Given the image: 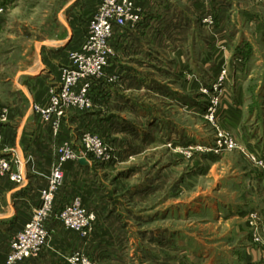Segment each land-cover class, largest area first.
Here are the masks:
<instances>
[{"label": "rangeland", "instance_id": "obj_1", "mask_svg": "<svg viewBox=\"0 0 264 264\" xmlns=\"http://www.w3.org/2000/svg\"><path fill=\"white\" fill-rule=\"evenodd\" d=\"M135 1L142 5L143 15L148 0ZM196 1L175 0L194 18L185 37L188 67L182 72L174 67L182 79L171 78V85L159 84L152 91L148 85L139 89L124 81L115 61L123 30L134 27L125 25L110 42L112 57L99 74L94 105L86 109L64 105L61 93L67 72L77 68L70 52H83L101 1L0 0V76L8 81L0 78L1 122L9 121L11 109L3 105L4 91L17 88L22 93L26 83L19 82L18 87L17 81L28 69L23 62H34L37 45L51 46L54 40L67 38L69 31L78 43L62 66L50 72L56 78L46 103L23 104L35 129L54 139L49 174L35 164L34 154L25 153V160L32 163L30 175L46 179L30 218L46 207L43 195L57 179L44 228L50 241L49 223L56 220L64 237L75 242L71 251L61 254L51 251L48 243L37 255L14 264L40 257L46 264H73L74 259L75 264H264V0H205L198 6ZM207 15L214 16L215 26L203 24ZM201 33L205 44L199 45L198 53L194 42ZM241 39H249L256 54L246 65L236 58ZM168 57L178 63L176 54ZM111 88L120 99L109 95ZM52 92L60 96L65 111L61 121L55 113L39 109L52 105ZM181 92L183 99L178 97ZM108 95L110 99H105ZM138 108L156 114L152 118L158 122L156 128L149 125V116L137 113ZM87 134L92 145L103 143L104 155L89 146ZM12 139L0 128V152L16 153ZM72 149L81 160L93 163L91 170L75 175L81 160L65 157ZM18 160L17 155L0 157V179L29 181L25 167L15 170ZM18 175L24 179L18 180ZM95 189L106 196L100 214L90 207L97 202ZM68 209L81 213L85 226L68 227ZM138 214L156 218L140 221ZM100 240V253L109 258L98 256Z\"/></svg>", "mask_w": 264, "mask_h": 264}, {"label": "crops", "instance_id": "obj_2", "mask_svg": "<svg viewBox=\"0 0 264 264\" xmlns=\"http://www.w3.org/2000/svg\"><path fill=\"white\" fill-rule=\"evenodd\" d=\"M204 1L205 0H197L195 5L198 6L203 4ZM143 6L145 7L142 21L137 23L134 27H126L123 30L124 36H120L119 40L121 45L119 44L118 48L120 55H118L119 58L116 59L115 63L117 67L123 70L122 79L124 81L126 80L128 83L138 85L139 89L148 85V90L150 91L151 89L153 90L154 88H157L159 84L171 85V80L174 78L182 79L183 76L181 73H177V70H175L174 67H180L181 72L183 71V67H188V47H186V43L188 41L185 42V39H187L185 37L189 36L188 32L190 24L192 25L194 23V18L186 11H183L182 9H184V7L177 5L175 0H148L143 4ZM1 30L2 26L0 25V31ZM247 35H249V33H247ZM250 35L252 34L250 33ZM200 37L201 38L199 40V37L197 38L196 36L197 39L195 42L193 41L198 47V53L199 45L204 47L203 45L205 44V35L201 33ZM177 38L181 39L180 42L174 41ZM75 39L76 37H74L69 31V36L67 38L62 41L54 40V44L51 46L43 44V47L39 48L37 45L34 62H23V65L28 67V69L21 72V79L17 81V84L19 82L22 84L26 83L25 87L20 89L22 93H18V91H16L18 90L17 88H8L4 91L5 102L3 105H9L11 109L10 111L8 110L9 121H0V128L6 138L9 140H13L12 138H14L16 140L15 146L17 148L16 153L14 154L10 151L0 152V157L9 156L12 158L13 156L14 158L17 155L20 162L15 170L19 167L22 170V168L25 167L28 172L27 178L29 181L23 184H17L8 178L0 179V264H5L12 237L29 220L32 211L31 208L34 204H36L35 201L36 197L39 195L40 188L46 182V179L36 175V173L31 172L30 175L29 171L31 170L29 169L31 168L29 164L32 165V163L31 161L25 160V153L29 152L31 155L34 154L36 157L35 164L42 167L46 174H49L50 167L54 162L52 155L54 139L47 137L46 134H41V132H38L35 129L34 123L29 122L32 116L29 109L23 111V107L27 103L26 101H29L30 104L34 101L38 103H46L49 96L47 94V90L55 84L54 80L56 78V76H53L50 72L55 73L56 70L62 66L64 60H66L65 55L76 49L75 46H78V43ZM249 39L248 41L241 39L237 42L239 46H243L242 50H239V54L236 58L240 61L244 59L245 65L248 61L254 60L256 56L252 42L249 43ZM173 42H175V44H173ZM174 54L177 55L176 58L178 63L173 62V60H170V57H168ZM200 62L204 66L206 64L205 58H201ZM234 62H236V64L238 63L236 60ZM174 63L176 66H174ZM242 65L244 64L242 63ZM23 75L26 77H22ZM0 78L3 79L2 82H4V80H6V83L8 82L6 76H0ZM166 79L167 81H170L166 82ZM16 92L17 94H15ZM114 92L115 91L112 89L109 95L113 98L117 97V99H120L119 95L117 96L116 92L115 94ZM167 93H171L170 89H168ZM109 95L106 96L105 99H108ZM183 96L182 92L178 94L179 99H183ZM6 101H8V103ZM2 110L3 109L0 108V116ZM136 111H139L137 113L142 117L149 116L151 120L149 125H151L152 128L157 127L156 124H158V122H155V120L152 119L155 113L153 114L151 109L146 110L148 111V115L145 114V108H138ZM22 116L23 118H19ZM139 132L140 134L142 133L141 131ZM85 161V163L78 162L76 164L75 170L77 171H75V175L77 173H86L89 169L91 170L93 163L88 160ZM91 192L92 190H90V193ZM95 192L97 199L95 200L97 202L96 204H90V207L92 211H97L100 214V208L102 207L103 202H105L106 196L102 190L95 189ZM136 193L141 195L142 191H137ZM144 216L138 214L136 219L140 221L147 219L150 221L156 218L153 215ZM49 229L51 232L49 248L51 251L56 252L52 253L57 254V252H60L61 254L62 251L65 253L71 251L69 249L71 248L70 246L74 244L75 239L71 240L68 237H64V234L60 231L59 223L56 220L50 221ZM96 243L99 244L97 253L98 256L101 257L100 259L103 257V259L107 258L109 256L108 254L100 253L103 250V242L100 240ZM91 248L92 243L89 249ZM24 263L46 264L45 259L42 257L37 259H28Z\"/></svg>", "mask_w": 264, "mask_h": 264}, {"label": "built area", "instance_id": "obj_3", "mask_svg": "<svg viewBox=\"0 0 264 264\" xmlns=\"http://www.w3.org/2000/svg\"><path fill=\"white\" fill-rule=\"evenodd\" d=\"M99 11L93 16L91 26L89 29V39L86 40V44L83 47L82 53L70 52V58L73 60L77 68L73 71H68L65 77L66 83L62 87L61 96L63 98V104L70 107L75 105L80 108H92L94 105V88L99 81V74L104 66L108 65L112 57V45L110 42L114 41V37L117 33H121L119 28L125 25L135 26L143 19L142 8L135 0H100ZM204 25L215 26L214 16L207 15L202 18ZM101 28V29H99ZM117 31V32H116ZM102 32V33H101ZM224 49V48H223ZM94 66V69H87V67ZM225 78V71L221 75L220 82ZM75 98H80L75 99ZM52 105L48 108H39L42 113L58 115V120L65 114L64 108H62V102L60 96L56 92H52ZM56 127L58 124L56 123ZM86 140L90 147H94L89 139ZM98 140L99 138L96 137ZM100 141V140H99ZM71 156L76 160H81V156L71 150ZM100 155H104L105 149L103 143L100 141V148L98 150ZM3 167H7L5 161L2 162ZM19 179H24L21 175H18ZM55 180V181H54ZM52 182V187L49 191H45L43 199L46 200V207L43 210L36 212L26 223V225L15 234L11 245V250L8 253V264H14V261H20L26 259L30 255H37V251L48 245L49 236L47 230L44 228V219L46 218L48 210L52 209L53 191L57 186V179ZM68 217L67 226L72 228H79L85 226L86 222L81 213H73V210L68 209L65 214ZM37 228L40 231V235L37 237L34 233L31 236L27 235L31 233V229ZM34 252L31 254L30 252ZM72 263H76V259L72 260ZM85 264H89L86 263Z\"/></svg>", "mask_w": 264, "mask_h": 264}, {"label": "bare ground", "instance_id": "obj_4", "mask_svg": "<svg viewBox=\"0 0 264 264\" xmlns=\"http://www.w3.org/2000/svg\"><path fill=\"white\" fill-rule=\"evenodd\" d=\"M99 29H101V28H99ZM102 33V32H101ZM87 69H94V66L92 67V66H88L87 67ZM75 99H79L80 100V98H75ZM81 101V100H80ZM97 150H99V148H100V143H96V144H94L93 145ZM65 157H71V158H73L72 156H71V154H68V155H65ZM76 158V157H75ZM75 158H73V159H75ZM63 161V160H62ZM64 162V161H63ZM31 231V233L29 234H27V235H29V236H31V234L33 235L34 233L36 234V240H38V236L40 235V231L37 229V228H33V229H31L30 230ZM49 243H50V241H49Z\"/></svg>", "mask_w": 264, "mask_h": 264}, {"label": "water", "instance_id": "obj_5", "mask_svg": "<svg viewBox=\"0 0 264 264\" xmlns=\"http://www.w3.org/2000/svg\"><path fill=\"white\" fill-rule=\"evenodd\" d=\"M81 162H82V163H85L86 161L83 159V160H81Z\"/></svg>", "mask_w": 264, "mask_h": 264}]
</instances>
